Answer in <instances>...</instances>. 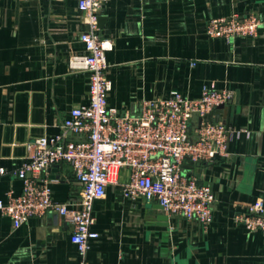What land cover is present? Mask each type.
Returning a JSON list of instances; mask_svg holds the SVG:
<instances>
[{"label": "crops", "instance_id": "0c3cea01", "mask_svg": "<svg viewBox=\"0 0 264 264\" xmlns=\"http://www.w3.org/2000/svg\"><path fill=\"white\" fill-rule=\"evenodd\" d=\"M233 12L256 13L264 25V0H107L99 12L100 34L112 41L106 51L111 81L107 104L137 114L141 101L176 90L196 98L203 85L233 91L215 107L211 120L246 129L227 141L214 161L185 159L182 170L211 187L212 220L203 225L168 216L157 202L124 197L129 171L92 205L97 236L89 239V264H264V237L234 221L237 213L264 200V35L231 41L205 33L207 21ZM77 0H0V200L18 195L16 170L36 138L60 131L72 107L89 101L88 76L70 69L68 57L82 53L85 29ZM194 135V134H193ZM74 141L85 134H69ZM52 199L76 205L79 183L61 162L44 169ZM72 226L48 211L14 227L0 211V264H75Z\"/></svg>", "mask_w": 264, "mask_h": 264}, {"label": "built area", "instance_id": "2783aa9c", "mask_svg": "<svg viewBox=\"0 0 264 264\" xmlns=\"http://www.w3.org/2000/svg\"><path fill=\"white\" fill-rule=\"evenodd\" d=\"M106 1L77 0L85 25L79 33L84 51L71 54L68 64L70 69L87 73L89 101L70 109L57 134L34 140L32 152L15 172L22 180L21 193L13 195L8 191L6 202L0 200V211L14 227L48 211L68 222L72 226L70 239L79 255L75 264H89V239L98 235L91 229L92 205L105 195L109 183L117 181L120 168L129 171L128 179L121 183L124 197L157 202L168 216L195 219L207 225L212 220L215 195L196 175L183 173L182 163L185 159L208 162L215 156H225L229 139L249 133L205 118L234 95L232 90L213 84L203 85L196 98L172 90L165 97L144 99L137 114L120 113L109 107L111 81L106 76V51L112 48V41L101 36L98 25L99 12ZM261 28L264 35L263 21L256 13L233 12L209 19L205 33L231 41L236 36L255 37ZM71 133L85 134L86 139L71 140ZM61 162L71 166L79 183L76 205L53 200L48 179L40 175ZM234 221L248 231H261L264 237V200L254 199L234 216ZM112 264L125 263L117 260Z\"/></svg>", "mask_w": 264, "mask_h": 264}, {"label": "water", "instance_id": "95a60500", "mask_svg": "<svg viewBox=\"0 0 264 264\" xmlns=\"http://www.w3.org/2000/svg\"><path fill=\"white\" fill-rule=\"evenodd\" d=\"M223 105H219V106H217V109H220L221 107H222ZM212 114H213V112H210V113H208L206 116H205V118L206 119H208V120H211V116H212ZM200 121V118H198V122ZM220 157H218V156H215L213 159L214 160H217V159H219ZM213 160V161H214Z\"/></svg>", "mask_w": 264, "mask_h": 264}]
</instances>
